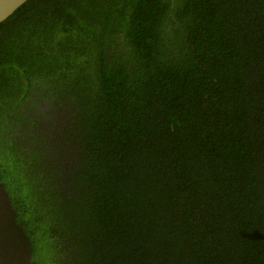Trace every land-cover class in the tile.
Listing matches in <instances>:
<instances>
[{
	"label": "trees",
	"instance_id": "obj_1",
	"mask_svg": "<svg viewBox=\"0 0 264 264\" xmlns=\"http://www.w3.org/2000/svg\"><path fill=\"white\" fill-rule=\"evenodd\" d=\"M41 103L61 153L26 140ZM9 160L23 264H264V0H28L0 24Z\"/></svg>",
	"mask_w": 264,
	"mask_h": 264
},
{
	"label": "flooded vegetation",
	"instance_id": "obj_2",
	"mask_svg": "<svg viewBox=\"0 0 264 264\" xmlns=\"http://www.w3.org/2000/svg\"><path fill=\"white\" fill-rule=\"evenodd\" d=\"M28 99L31 100V103H33L34 99L30 97ZM42 107L47 106L41 103L38 105L37 110H35V117H38L35 120V123L38 126L37 134L35 135L37 142L34 141L31 136H29L30 138H26V140H32L30 141L32 144H34V142L37 143L40 146L42 155L44 154L45 142H47V147H51L54 150V155L56 149L61 153L62 150H64V145H61L60 143H64V141H61L58 135L53 134V132L48 129L47 123L50 121L47 120H49L52 116H46V114L49 113L48 107L46 109H42ZM19 131L21 132V134L19 135L23 136L24 129L19 126L18 133ZM26 142L27 141L24 140V145L27 144ZM8 178L11 184V188L2 184V180L0 177V263L23 264L22 260L24 259L27 250L25 252V243L20 241L21 239L19 235H17V226L15 224V222H21L23 218V216L17 212V210L20 208L21 201L18 194H16L17 187L14 186L12 177L10 176ZM26 179L28 180V183L35 184V180L37 179V177H34V174H28V177H26ZM24 189L28 190L27 186ZM30 189L32 190L31 187ZM18 215L22 218H18ZM10 227L15 228L16 236L13 233V229L11 230V232L9 231ZM21 243H23V245Z\"/></svg>",
	"mask_w": 264,
	"mask_h": 264
},
{
	"label": "water",
	"instance_id": "obj_3",
	"mask_svg": "<svg viewBox=\"0 0 264 264\" xmlns=\"http://www.w3.org/2000/svg\"><path fill=\"white\" fill-rule=\"evenodd\" d=\"M28 0H0V24Z\"/></svg>",
	"mask_w": 264,
	"mask_h": 264
},
{
	"label": "rangeland",
	"instance_id": "obj_4",
	"mask_svg": "<svg viewBox=\"0 0 264 264\" xmlns=\"http://www.w3.org/2000/svg\"><path fill=\"white\" fill-rule=\"evenodd\" d=\"M9 163H10V165H8L6 163L4 164L3 170L0 169V173L1 174L8 173L12 178L16 179L18 177V173H17L18 168H17V165L14 164L13 161H11V160H9ZM21 178H22V176H21ZM13 181H14V183L16 182V180H13ZM27 188H28V190H26L23 193H21V195L22 194H26V195H29L30 194V191H31L30 186L27 185ZM13 233L16 236V230H15V228H13ZM21 244L23 245V243H21Z\"/></svg>",
	"mask_w": 264,
	"mask_h": 264
}]
</instances>
